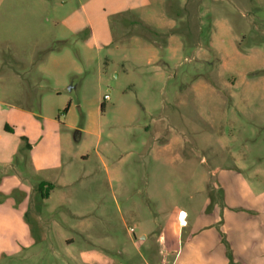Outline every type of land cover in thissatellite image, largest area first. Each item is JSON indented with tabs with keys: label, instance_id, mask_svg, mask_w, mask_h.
<instances>
[{
	"label": "rangeland",
	"instance_id": "374dc122",
	"mask_svg": "<svg viewBox=\"0 0 264 264\" xmlns=\"http://www.w3.org/2000/svg\"><path fill=\"white\" fill-rule=\"evenodd\" d=\"M0 100L30 111L7 133L15 165L57 164L58 145L60 168L39 173L71 183L46 205L38 194L31 246L0 264H70L75 231L53 210L64 192L104 215L92 227L120 239L115 264L150 213L181 209L167 264H264V0H9Z\"/></svg>",
	"mask_w": 264,
	"mask_h": 264
},
{
	"label": "crops",
	"instance_id": "0c3cea01",
	"mask_svg": "<svg viewBox=\"0 0 264 264\" xmlns=\"http://www.w3.org/2000/svg\"><path fill=\"white\" fill-rule=\"evenodd\" d=\"M8 1L0 0V11ZM16 75L17 79L27 83V86L22 85L23 91L28 89L29 80L26 74ZM6 87L5 90L8 91L9 87ZM29 113L27 106L14 105L0 100V263L3 259L21 256L31 246L33 240L29 217L32 215L31 210L37 196L40 195L43 204L46 205L51 199V191L53 192L56 186L57 188H68L71 184L66 181L69 178V170L65 171L64 169L62 173H57L53 182L47 177L43 178L39 173L48 167L50 169L60 168L61 163H59L57 154L61 153V149L58 145L56 153H54V160H57V164L51 162L48 166H38V157L33 155L32 159L35 161L33 169L27 163L23 167L19 164L15 165V161L22 153L20 152V149H23L22 142L9 141L7 133L14 132L11 123L20 119L27 121L30 118ZM7 127L10 130H7ZM107 172L109 175V170ZM114 173L119 175L120 171L114 170ZM41 183L45 184L43 189L40 187ZM48 185H51L50 190L46 192ZM41 190L45 192V196L42 195ZM57 196L59 199L53 205V210L57 209L59 213L57 214L59 219L56 223L57 228L60 223H64L67 227L72 228L71 231H75V235L70 234L62 237L66 243L64 246L66 253L70 256V264H115V260L110 256L112 249L110 241L120 239L111 238L109 233L103 231L94 233L92 227L95 222L102 224L104 215L103 217L91 216L87 209L88 205L86 208L77 205L73 208L72 203L67 200L66 192ZM60 211L62 215H60ZM33 214L37 217V223H42V213L35 212ZM67 217L70 221V218H73L75 224L70 223ZM182 228L178 216L176 219H165L152 212L149 218L145 219L139 238H136L134 234V239L127 242L128 246L126 243H120L115 245L117 248L114 251L123 258L126 264H167L171 253L176 251L172 245L170 246L171 237H176L179 240L182 236ZM76 237L78 238L76 239ZM79 240L84 243H79L81 244L80 250L75 253L73 246ZM135 255H137L136 258Z\"/></svg>",
	"mask_w": 264,
	"mask_h": 264
},
{
	"label": "built area",
	"instance_id": "2783aa9c",
	"mask_svg": "<svg viewBox=\"0 0 264 264\" xmlns=\"http://www.w3.org/2000/svg\"><path fill=\"white\" fill-rule=\"evenodd\" d=\"M187 217L188 214L185 210H181L178 214V220L179 223L181 224V226H186L187 225ZM131 231L133 232V229H131Z\"/></svg>",
	"mask_w": 264,
	"mask_h": 264
},
{
	"label": "trees",
	"instance_id": "16d2710c",
	"mask_svg": "<svg viewBox=\"0 0 264 264\" xmlns=\"http://www.w3.org/2000/svg\"><path fill=\"white\" fill-rule=\"evenodd\" d=\"M67 110H68V107L65 109V111H67ZM7 130H10V129H8V127H7ZM26 146H27V147H29V145H28V144H27ZM44 186H45V184H44V183H41V184H40V187H41L42 189L44 188ZM50 186H51V185H48V187H47V189H46V192L50 190V189H49V188H50ZM41 191H42V195H44V196H45V192H44L43 190H41Z\"/></svg>",
	"mask_w": 264,
	"mask_h": 264
}]
</instances>
